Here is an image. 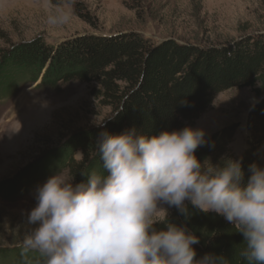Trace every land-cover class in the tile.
Here are the masks:
<instances>
[{
  "label": "trees",
  "instance_id": "trees-1",
  "mask_svg": "<svg viewBox=\"0 0 264 264\" xmlns=\"http://www.w3.org/2000/svg\"><path fill=\"white\" fill-rule=\"evenodd\" d=\"M76 10L94 23L89 12H82V5ZM73 82L95 84L91 94L111 114L100 125L74 132L59 147L1 182L3 199L16 200L60 171L73 176V183L86 181L84 174L103 171L96 152L100 133L115 135L135 127L152 135L182 129L211 107L220 93L235 87H250L258 98L248 116L245 149L239 156L230 151L238 129L232 124L208 136L196 156L213 164L242 158L245 183L251 175L249 165L264 167V31L207 46L156 41L132 30L83 33L55 43L39 36L0 49V101L9 100L27 85L60 91ZM186 205L187 218L175 208L167 219L200 238L193 245L197 258L222 254L232 264H242L238 255L242 234L222 216ZM21 252L22 245L0 246V264H42L37 253L23 256Z\"/></svg>",
  "mask_w": 264,
  "mask_h": 264
},
{
  "label": "clouds",
  "instance_id": "clouds-1",
  "mask_svg": "<svg viewBox=\"0 0 264 264\" xmlns=\"http://www.w3.org/2000/svg\"><path fill=\"white\" fill-rule=\"evenodd\" d=\"M70 20L60 10L47 22ZM205 144V131L191 126L152 135L135 127L100 133L102 172L73 183L60 171L37 187L27 218L36 227L24 236L21 255L37 253L42 264H232L222 254L197 258L200 238L168 221L163 205L187 218L188 201L242 234V264H264V167L249 165L245 183L242 158L201 161L196 150Z\"/></svg>",
  "mask_w": 264,
  "mask_h": 264
},
{
  "label": "rangeland",
  "instance_id": "rangeland-1",
  "mask_svg": "<svg viewBox=\"0 0 264 264\" xmlns=\"http://www.w3.org/2000/svg\"><path fill=\"white\" fill-rule=\"evenodd\" d=\"M78 5L91 14L94 23L77 13ZM60 10L71 14L70 22L50 25L48 17ZM132 30L156 41L172 39L197 46L229 43L264 31V4L261 0H0V49L39 36L55 43L83 33ZM94 87L73 82L51 91L27 85L9 100L0 101V184L59 147L74 132L100 125L111 114L91 94ZM257 101L250 87L229 89L190 126L203 129L207 138L237 124L229 149L239 156L246 147L248 116ZM46 181L16 200L0 197V246L22 245L24 236L36 227L27 218L37 203V187ZM163 207L167 215L175 209Z\"/></svg>",
  "mask_w": 264,
  "mask_h": 264
}]
</instances>
